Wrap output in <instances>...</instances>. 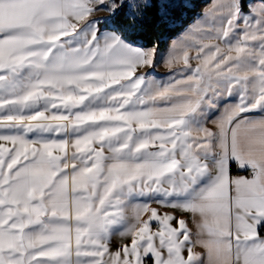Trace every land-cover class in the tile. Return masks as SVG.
<instances>
[{"label":"snow or ice","instance_id":"6c2138e0","mask_svg":"<svg viewBox=\"0 0 264 264\" xmlns=\"http://www.w3.org/2000/svg\"><path fill=\"white\" fill-rule=\"evenodd\" d=\"M149 7L0 0V264H264V0H214L166 78L123 34Z\"/></svg>","mask_w":264,"mask_h":264},{"label":"trees","instance_id":"16d2710c","mask_svg":"<svg viewBox=\"0 0 264 264\" xmlns=\"http://www.w3.org/2000/svg\"><path fill=\"white\" fill-rule=\"evenodd\" d=\"M191 7L181 6L179 9H172L167 13L168 20L161 23V7L158 0H150L151 7L145 11L142 26L135 31L124 32L130 43H134L142 48H152L155 46L158 50L164 48L165 41L175 36L183 26L195 15L197 7L206 0H189ZM112 29L123 32L126 20L124 16L117 11L110 19ZM103 24L99 23V28ZM232 172V167H231Z\"/></svg>","mask_w":264,"mask_h":264},{"label":"crops","instance_id":"0c3cea01","mask_svg":"<svg viewBox=\"0 0 264 264\" xmlns=\"http://www.w3.org/2000/svg\"><path fill=\"white\" fill-rule=\"evenodd\" d=\"M213 2H214V0H206L203 4L199 5L197 7V11H196L195 15L185 24V26H183L182 29L175 36H173L171 39L165 41V45H164L163 49L157 51L156 63H155L154 69L153 70L144 69L143 72L150 71L151 74L155 75L157 78H166L169 75L171 70L166 66V64L164 62V57H166L167 50L170 47L171 42L173 40L177 39V37L180 36L185 31V29L189 25H191L200 15H202L206 9L210 8ZM184 6L187 8L191 7L190 1H186ZM96 15H97V17L95 19H98L99 23L103 24V21L105 20L104 17L100 13H97ZM100 30L104 31V32L114 31L111 27H104V24L100 27ZM136 46L139 48H142L138 45H136ZM179 67H182V65H177V68H179ZM232 99H234V98H231V97L229 98V100H232ZM227 102L228 101H222L221 104L227 103ZM209 115L210 116L218 115V112L209 113ZM209 126L211 127L212 125L210 124ZM231 174L233 176H236V175H245L246 176L247 172L238 169L235 166V164H233ZM152 206L158 207V205H155V204H153ZM169 211H171V210H169ZM173 214L177 215L180 218H188V217H186V214H183L180 212H174ZM119 244H120V238L118 236H114L112 239V243H111L112 250L115 251L116 248L119 246ZM200 251H202V250H200Z\"/></svg>","mask_w":264,"mask_h":264},{"label":"rangeland","instance_id":"374dc122","mask_svg":"<svg viewBox=\"0 0 264 264\" xmlns=\"http://www.w3.org/2000/svg\"><path fill=\"white\" fill-rule=\"evenodd\" d=\"M186 1L189 0H158L161 7V14L165 13V11L168 13L172 9H179L181 6L185 5ZM98 13H100L105 19L103 21L104 27H112L110 19L114 14L108 15V13L104 11Z\"/></svg>","mask_w":264,"mask_h":264},{"label":"built area","instance_id":"2783aa9c","mask_svg":"<svg viewBox=\"0 0 264 264\" xmlns=\"http://www.w3.org/2000/svg\"><path fill=\"white\" fill-rule=\"evenodd\" d=\"M247 175H248V173H247Z\"/></svg>","mask_w":264,"mask_h":264}]
</instances>
